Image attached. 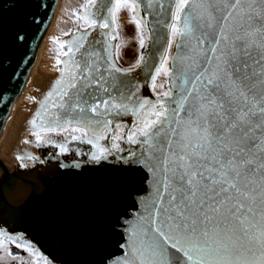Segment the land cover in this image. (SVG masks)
I'll return each instance as SVG.
<instances>
[{"label": "snow or ice", "instance_id": "1", "mask_svg": "<svg viewBox=\"0 0 264 264\" xmlns=\"http://www.w3.org/2000/svg\"><path fill=\"white\" fill-rule=\"evenodd\" d=\"M121 11L141 49L153 33L154 43L162 39L160 28L167 31L158 62L141 53L135 64L117 66L109 41L118 39ZM73 15L86 28L71 41L54 40L60 76L40 102L32 135L60 154L69 152L70 139L91 145L86 155L97 165L112 157L124 171L151 174L143 212L121 218L127 236L116 264H264V0H85ZM97 30L104 39L89 42ZM142 66L154 100L133 82ZM129 115L135 123L125 131L120 118ZM53 133L69 136L56 143L46 139ZM109 134L111 143H101ZM61 183L53 172L44 190L54 193L51 186ZM17 186L26 190L22 181ZM18 239L0 231V251L14 244L31 254L28 264H52Z\"/></svg>", "mask_w": 264, "mask_h": 264}, {"label": "water", "instance_id": "2", "mask_svg": "<svg viewBox=\"0 0 264 264\" xmlns=\"http://www.w3.org/2000/svg\"><path fill=\"white\" fill-rule=\"evenodd\" d=\"M106 2L101 0V3ZM55 3L56 0H25L15 7L8 0L0 3V124L14 97L22 96L25 100L24 120L8 131L0 150L4 182L3 194L0 191V228H9L30 237L41 255L57 264H116L123 254L120 245L127 236L123 219L132 221L143 212L152 192L151 174L142 168L124 171L119 161L112 157L97 165L89 158L34 150L24 143V124L30 119L33 102L21 86ZM154 16L155 13L146 15L149 29L155 24ZM99 32H91L89 42L94 37L104 39ZM18 34L24 39L19 40ZM159 35L162 39L156 43L153 42L156 33H153L152 40H147L144 57L149 63L158 62V49L165 46L163 38L167 37V31L160 28ZM148 72L149 69L143 66L136 69L132 74L136 77L133 82L142 85L141 96L154 100ZM49 112L51 116L55 109L49 108ZM120 121L127 131L133 117L123 116ZM129 147L137 146L127 145ZM29 156L38 159L28 160ZM18 157H23V161ZM77 162L79 168L74 166ZM21 163L27 167H21ZM61 163L66 167L60 169ZM53 172L62 178L60 185L51 186L55 188L54 193L45 191L43 185L44 178ZM21 181L26 190L17 186Z\"/></svg>", "mask_w": 264, "mask_h": 264}, {"label": "rangeland", "instance_id": "3", "mask_svg": "<svg viewBox=\"0 0 264 264\" xmlns=\"http://www.w3.org/2000/svg\"><path fill=\"white\" fill-rule=\"evenodd\" d=\"M85 0H61L58 11L56 13V18L53 24V32L49 34L48 38V47L46 48L47 54L50 55L47 57L52 63L49 61H44V67H46L49 71H57V65L55 62L57 58V54L61 51L59 49V45L54 43V40H59V42L71 41L75 35L79 32L84 31L86 26H82L79 21H76V17L73 15L74 12H77L81 9V6L84 4ZM60 9V10H59ZM75 21V22H74ZM118 39L114 41H109L112 45L113 58L117 63V66L127 67L135 64L136 60L139 58L143 49L139 47L138 42V34L137 29L133 23L130 22V16L126 11H121L118 14ZM104 31V30H101ZM65 33H69V35H65ZM119 44V57L116 58V48L115 46ZM45 56V55H44ZM61 60L66 59L64 56H60ZM51 63V65H50ZM55 65V66H54ZM53 70V71H52ZM58 73V72H57ZM151 84V81H150ZM151 91V87H150ZM151 93L155 95L152 91ZM135 123V118L133 117L132 124ZM69 136V133H64L61 135L57 134H48L46 139H51L56 143H65V137ZM28 141V145L34 148L35 150L41 151H50V152H59L57 147H54L48 143H42L41 145H37L35 137L32 135V132H25V143ZM81 144L79 142L71 141L70 139L67 141V144L70 145V148H74L75 144ZM84 145V144H83ZM67 155V154H66ZM73 154H70L72 157ZM75 156V155H73Z\"/></svg>", "mask_w": 264, "mask_h": 264}, {"label": "bare ground", "instance_id": "4", "mask_svg": "<svg viewBox=\"0 0 264 264\" xmlns=\"http://www.w3.org/2000/svg\"><path fill=\"white\" fill-rule=\"evenodd\" d=\"M60 1L61 0H56L55 7L53 10L52 16L50 18V21L48 23V26L37 45V48H36V51L33 57V61L28 69L25 81L23 85L21 86L23 90L25 91V93L28 95V97L33 102V108L30 110V119L24 124V143H25V132L26 131L27 133L28 131L33 132L31 121L36 117V113L38 111H41L40 102H42L45 96L47 95V93L51 91L52 87L55 84V81L59 79V76H60V73L58 70L56 72L52 70L53 72H51L46 67H44V61H47V62L50 61L47 58L50 55L49 56L46 55L47 52L45 51H47L46 48H49L48 38H49V34L53 32V24L56 18L55 16L58 11ZM50 62L52 63V61ZM53 63H56V61ZM60 67H63V65H61ZM49 113L50 112H48V115ZM24 114H25V100L22 98V96L14 97L6 116L4 117L3 121L0 124V150L7 136L8 131L18 121L24 120ZM0 173H1V170H0Z\"/></svg>", "mask_w": 264, "mask_h": 264}, {"label": "flooded vegetation", "instance_id": "5", "mask_svg": "<svg viewBox=\"0 0 264 264\" xmlns=\"http://www.w3.org/2000/svg\"><path fill=\"white\" fill-rule=\"evenodd\" d=\"M146 48H147V41H146L145 48L142 51L143 55H144ZM119 67H121V66H119ZM127 67H129V66H127ZM127 67H123V68H127ZM125 131H126V126H125ZM75 142H78V141H75ZM101 143H103L105 145H109L111 143V134H109L108 140L102 141ZM68 147H69V152L64 153V154L65 155L67 154V156H70V154L75 155V156L72 155V158H89V156L86 155V153H90V151H92V146L88 145V144L83 145V144H77L76 143L74 148H70V145H68ZM121 147L127 149V144L121 142ZM0 181H3L1 173H0ZM1 192L3 194V189ZM0 231H4L7 234H14V239H16L17 237L19 238L18 242H20L22 244L31 243L33 249L39 251L37 246L35 245V243H33V241L31 240L30 237H28L24 234H21L17 231H14L12 229H9V228H0ZM8 250H10L14 254L15 259L13 258V256L7 255ZM41 257H43V256L41 255ZM21 259L25 262V264H28V262L31 261L33 259V257L31 256L30 253L23 250L22 248L15 247L14 244H6L5 250L0 251V264H20ZM39 264H44L42 258L39 260ZM52 264H57V263L52 262Z\"/></svg>", "mask_w": 264, "mask_h": 264}]
</instances>
